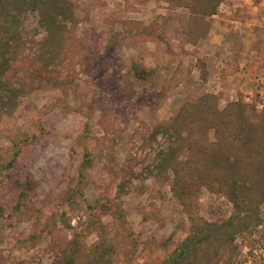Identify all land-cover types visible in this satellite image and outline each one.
<instances>
[{
    "label": "rangeland",
    "instance_id": "rangeland-1",
    "mask_svg": "<svg viewBox=\"0 0 264 264\" xmlns=\"http://www.w3.org/2000/svg\"><path fill=\"white\" fill-rule=\"evenodd\" d=\"M71 1L73 17L59 30L55 60L62 62L59 77L77 76L76 83L18 94L0 121V264H53L72 240H96L101 223L116 246L111 264L157 263L189 227L170 181L150 172L169 142L179 160L207 159V172L219 176L231 160L253 156L239 196L201 187L200 223L217 228L183 264H264V0H216L212 15L168 0ZM38 16L31 10L22 16V31L32 39L25 38L26 61L15 60L17 70L28 69L27 54H41L34 44L45 36ZM135 68L149 75L141 80ZM211 103L231 112L219 138L211 130L202 134L205 123L196 118ZM172 118L177 122L162 135L160 124ZM86 122L91 137L81 135ZM243 127L252 139L244 131L237 137ZM16 144L20 154L7 166ZM88 145L94 164L70 195ZM229 194L242 207L235 210ZM116 196L123 222L105 213ZM64 264H71L69 256Z\"/></svg>",
    "mask_w": 264,
    "mask_h": 264
},
{
    "label": "trees",
    "instance_id": "trees-1",
    "mask_svg": "<svg viewBox=\"0 0 264 264\" xmlns=\"http://www.w3.org/2000/svg\"><path fill=\"white\" fill-rule=\"evenodd\" d=\"M171 3L186 7L195 14L212 15L217 9L218 3L216 0H168ZM38 11V24L43 28L45 32L44 38L39 43H34L38 46V51L41 54L32 56L27 54L30 64L27 68L15 69L14 61L21 58L26 61L25 38L27 32L22 31L21 21L22 16L27 11ZM73 17V4L71 0H0V121L3 116L11 111L14 107L11 106L16 100L19 94H29L34 89H54L62 88V86L76 83L77 76L72 77L71 80L65 81L62 77H59L62 62L60 64L55 60L61 52L57 44L60 41V28H65L67 21H70ZM30 47V46H29ZM31 48V47H30ZM19 57V54H21ZM98 58V54L95 53L93 56H88V59L93 60ZM17 67V66H16ZM54 67V69L52 68ZM136 69V75L141 79L145 80V76H148V71H139ZM15 73H14V72ZM51 71L54 73H51ZM25 76L24 78H22ZM18 84V85H17ZM195 107L196 105H191ZM208 109L204 112L201 110L198 112L196 118H200L204 121L203 125L204 132L207 134L209 130L212 132V137L219 138L220 127H224L223 130L229 129L230 123L228 118L231 116V112L228 109H219L215 107L214 103L210 106L207 104ZM192 115V114H191ZM195 119V117H191ZM172 121H166L160 124L159 130H162V135H168L169 131L172 130L174 122H177L175 118ZM175 119V121H174ZM191 122H194L191 120ZM195 123V122H194ZM241 126V125H239ZM186 125L184 129H186ZM202 127V126H200ZM243 128H238L236 131L237 137H243ZM167 130V133L165 132ZM81 135L84 137H91L89 122L84 124V128L81 131ZM242 133V134H241ZM167 137V136H166ZM186 136L178 134L177 138L185 144H188ZM244 137L252 139V130L247 128L244 131ZM167 149H163V153L156 156L155 165L150 172L155 176H163L164 180L170 181V186L173 191L175 198L179 201L181 206L184 208L186 217L189 221V227L186 236L178 242L172 251H169L166 256L161 258L155 264H183L193 252H197L201 246L210 238L212 231H215L217 226L208 227L201 224L197 211L198 193L201 187H204L210 191L223 192L228 194L233 189V195L239 196L240 191L245 185L248 184L247 177L245 181L242 180L245 171L248 168L249 163L247 159L251 156L242 157L241 159L231 160L228 154L225 152H219L221 156L231 160L232 166L230 170L222 176L216 173H208L205 167V156L202 159L203 164H196L192 162L190 156H185V160H179V152L174 149L171 142L168 143ZM190 146V145H188ZM21 146L16 144V148L12 159L7 163V166L13 165L16 162L17 157L20 154ZM183 147V146H182ZM184 150H190L189 147ZM73 150L75 148L73 147ZM194 151V150H192ZM253 157V156H252ZM95 160V153L92 151L91 146H85L82 153L81 161L77 166V186L75 189L70 191V195L73 192L79 191L85 185L86 172L93 166ZM192 163L196 165L193 166ZM209 163V161H208ZM194 168L191 171V168ZM5 169L6 166L3 165ZM196 175V176H194ZM194 176V181L192 178ZM119 193V191H118ZM231 193V192H230ZM25 192H20V197ZM232 195V196H233ZM229 194L228 200L232 203L233 208L237 210L242 205L237 203L236 200ZM241 197V196H240ZM116 199L109 200L106 202L105 213H110L114 219L123 222L125 214L123 208L120 206L118 197ZM244 199V198H243ZM22 203L19 202L14 206V212L20 211ZM4 214L3 206H0V216ZM205 222V221H203ZM95 222H91L94 224ZM97 223V222H96ZM208 224L207 222H205ZM209 225V224H208ZM100 231L98 232L97 239L90 244H81L75 240H72L66 248L61 249L58 252L56 259L53 264H64L66 258L69 256L71 264H111L112 257L115 253L116 246L111 234H109L110 228L106 224H100ZM178 228H175L171 234L170 239L174 237ZM34 234L25 238L28 240L33 237ZM75 259V260H74Z\"/></svg>",
    "mask_w": 264,
    "mask_h": 264
}]
</instances>
